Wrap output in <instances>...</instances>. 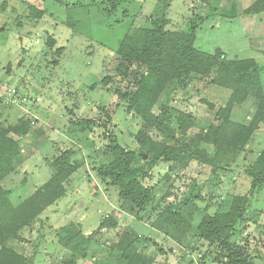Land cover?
Returning a JSON list of instances; mask_svg holds the SVG:
<instances>
[{"label":"rangeland","instance_id":"rangeland-1","mask_svg":"<svg viewBox=\"0 0 264 264\" xmlns=\"http://www.w3.org/2000/svg\"><path fill=\"white\" fill-rule=\"evenodd\" d=\"M254 3L0 0V123L7 127L21 120L30 122L27 133L10 134L18 141L20 153L1 186L17 206L52 178L57 170L53 163L61 153L73 150L69 160L78 166L65 183L66 194L5 245L33 264H67L73 250L63 239L79 232L88 242L85 255L75 264H126L123 241L129 235L153 264H228V248L199 238L196 227L205 214L228 211L234 199L242 197L247 209L235 224L231 241L250 256L249 264H264V182L254 184L249 175L264 149V130L238 151L226 141L228 135H221L217 144L207 141L209 129L223 123L218 113L227 105L230 90L192 79L168 86L154 109L158 122L148 128L129 110V99L117 94L131 95L136 89L134 77L145 67H133V74L125 78L116 75L117 49L125 35L165 16L169 30L194 28L199 49L213 53L219 48L228 58H255L264 91V40L251 36L252 19L246 14ZM36 8L43 11L41 18ZM257 16L264 19L263 14ZM49 36L56 41L54 48L47 44ZM108 77L112 79L106 83ZM251 101V107L236 111L231 121L251 127L259 99L251 97ZM181 113L195 118L190 128L180 127ZM230 127L225 134L234 126ZM141 131L152 140L217 158L220 169L197 159L184 167L164 158L153 162L136 139ZM114 139L135 152L132 169L153 192L140 213H132L131 205L119 197L118 187L97 173L110 162L107 146ZM172 203L190 224L179 241L153 226Z\"/></svg>","mask_w":264,"mask_h":264},{"label":"trees","instance_id":"trees-1","mask_svg":"<svg viewBox=\"0 0 264 264\" xmlns=\"http://www.w3.org/2000/svg\"><path fill=\"white\" fill-rule=\"evenodd\" d=\"M35 12L37 17L43 16L42 10L36 8ZM259 12H264V0H255L246 14ZM168 24L169 20L165 16L151 19L150 27L132 28L125 35L117 49L120 60L116 66V75L125 78L133 74L131 72L133 67L145 68L134 77L136 89L131 95L122 92L117 94L123 99H129V110L135 112L150 128L158 122L154 109L169 85L194 79L229 88L231 95L227 105L223 109L220 108L218 113L223 123L220 127L210 128L205 137L207 141L217 144L221 135H228L226 141L230 144L232 142L233 147L235 145L233 148L235 151L240 150L247 145L259 124L264 122V94L257 62L253 58H228L219 48L213 53L206 52L195 46L194 28L191 31L169 30ZM47 44L54 48L56 41L51 37ZM63 49L59 48L58 53L62 54ZM111 79L108 77L105 82L108 83ZM250 96L259 99V105L253 115L251 127L246 128L231 121L230 117L234 106L245 102ZM178 119L182 129L190 128L195 121L191 114L186 113H181ZM92 122L91 120L88 124ZM228 127L231 128L229 129L231 132L225 134ZM29 129L30 122L27 120L7 127L0 123V264H33L26 257L8 248L5 243L66 194L65 183L78 167L69 160L73 150L61 153L53 163L57 170L52 178L15 206L8 192L1 186V181L14 170V160L20 153L18 141L11 138L10 134H25ZM136 139L151 153L150 159L153 162L164 158L167 162L184 167L191 160L197 159L216 170L220 169L217 158L214 160L186 146L180 147L152 140L143 131L137 134ZM229 145L220 147L227 148ZM107 151L111 155V160L97 169L99 177L109 180L118 187L119 197L131 205L132 213L142 212L152 199L153 192L132 169L136 159L135 152L125 149L115 139L108 144ZM249 175L253 178L254 184L264 182V149L249 170ZM245 205V199L236 197L228 211L205 214L196 227L199 238L211 244L216 243L220 248H228V264L250 263V256L243 250L236 249V245L231 241L235 224L244 218L247 209ZM188 221L172 203L161 211L153 226L167 237L179 241L190 227ZM87 239L79 232H71L66 240L63 239L64 245L73 250L72 259L67 264H75L78 257L85 255ZM71 242L75 245L71 246ZM123 242L126 264H153L137 250L129 235H125Z\"/></svg>","mask_w":264,"mask_h":264},{"label":"crops","instance_id":"crops-1","mask_svg":"<svg viewBox=\"0 0 264 264\" xmlns=\"http://www.w3.org/2000/svg\"><path fill=\"white\" fill-rule=\"evenodd\" d=\"M257 14H263L264 15V12H259V13H255V14H249V18L252 19V20H250L249 27L252 26V29H254V31L253 30L250 31V32H252V35L251 36H257V37H260V38H262L264 40V19L262 17L259 18L257 16ZM253 19H254V21H253ZM234 57H238L239 58V56H234ZM241 58H244V57H241ZM245 58H252V57H245ZM253 59H255V58H253ZM255 61L258 64L259 72H260V78H261V67H260V64H259V62L256 59H255ZM262 79L263 78H261V84L263 83V80ZM192 80H194V79H192ZM213 85H215V84H213ZM215 86H219V85H215ZM220 87H223V86H220ZM227 89H229V88H227ZM263 94H264V91H263ZM230 95H231V90H230V94H229V96H227V98H229ZM251 97L252 96H250L245 102H243L241 104H236L234 106L233 110H232L231 116L235 115L236 114V111H237V113H238L239 110L242 111V112H244L243 109H245V107H248V106L251 107V104H252ZM256 103H257V105H259V102H256ZM254 104H255V102H254ZM257 108H258V106H257ZM257 108H256V110H257ZM256 110H255V112H256ZM262 130H264V122H262V123L259 124V128L255 131V133L253 134L252 138L254 137L255 134H257L258 132H260ZM248 147H250V149L251 148L254 149L253 148V145L251 143L248 144Z\"/></svg>","mask_w":264,"mask_h":264},{"label":"built area","instance_id":"built-area-1","mask_svg":"<svg viewBox=\"0 0 264 264\" xmlns=\"http://www.w3.org/2000/svg\"><path fill=\"white\" fill-rule=\"evenodd\" d=\"M15 92V90H13Z\"/></svg>","mask_w":264,"mask_h":264}]
</instances>
